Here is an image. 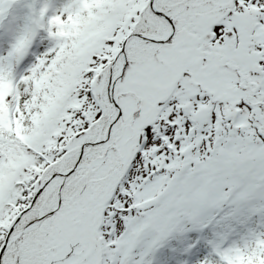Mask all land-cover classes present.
I'll list each match as a JSON object with an SVG mask.
<instances>
[{"label":"snow or ice","instance_id":"obj_1","mask_svg":"<svg viewBox=\"0 0 264 264\" xmlns=\"http://www.w3.org/2000/svg\"><path fill=\"white\" fill-rule=\"evenodd\" d=\"M0 264H264V0H0Z\"/></svg>","mask_w":264,"mask_h":264},{"label":"trees","instance_id":"obj_2","mask_svg":"<svg viewBox=\"0 0 264 264\" xmlns=\"http://www.w3.org/2000/svg\"><path fill=\"white\" fill-rule=\"evenodd\" d=\"M6 113L7 112V109H6V106L3 102V93H0V113Z\"/></svg>","mask_w":264,"mask_h":264}]
</instances>
